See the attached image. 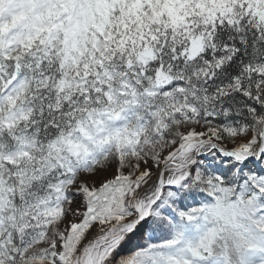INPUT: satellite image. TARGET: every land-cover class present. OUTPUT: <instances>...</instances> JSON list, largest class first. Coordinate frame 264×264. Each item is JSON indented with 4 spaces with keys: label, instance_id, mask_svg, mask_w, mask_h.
<instances>
[{
    "label": "snow or ice",
    "instance_id": "6c2138e0",
    "mask_svg": "<svg viewBox=\"0 0 264 264\" xmlns=\"http://www.w3.org/2000/svg\"><path fill=\"white\" fill-rule=\"evenodd\" d=\"M0 264H264V0H0Z\"/></svg>",
    "mask_w": 264,
    "mask_h": 264
}]
</instances>
